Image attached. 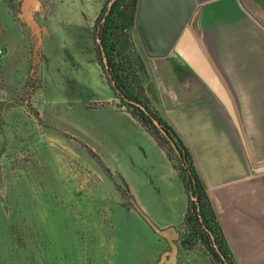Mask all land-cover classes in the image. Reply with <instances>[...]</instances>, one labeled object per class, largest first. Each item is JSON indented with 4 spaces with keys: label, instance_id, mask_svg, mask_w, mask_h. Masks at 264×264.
<instances>
[{
    "label": "rangeland",
    "instance_id": "rangeland-1",
    "mask_svg": "<svg viewBox=\"0 0 264 264\" xmlns=\"http://www.w3.org/2000/svg\"><path fill=\"white\" fill-rule=\"evenodd\" d=\"M254 1L264 11V0ZM108 2L41 0L42 61L32 73L35 32L21 1L0 0V264H157L170 245L122 179L158 226L171 220L183 233L185 189L170 190L164 177L149 184L162 159L121 113L98 59L96 20ZM132 33L148 82L149 55ZM177 264L218 262L180 239Z\"/></svg>",
    "mask_w": 264,
    "mask_h": 264
},
{
    "label": "crops",
    "instance_id": "crops-1",
    "mask_svg": "<svg viewBox=\"0 0 264 264\" xmlns=\"http://www.w3.org/2000/svg\"><path fill=\"white\" fill-rule=\"evenodd\" d=\"M197 1L199 14L191 27L232 97L241 131L210 89L173 57L149 56L146 93L190 148L236 263L264 264V11L254 0ZM120 111L149 144V155L162 159L151 167L149 184L164 177L170 190L177 185L184 190L156 140L124 108ZM137 149L147 155L143 146ZM119 163L123 173L122 157ZM128 186L138 203L134 184ZM183 197L187 203L186 192ZM184 215L185 209L179 226ZM171 225L167 220L161 227Z\"/></svg>",
    "mask_w": 264,
    "mask_h": 264
},
{
    "label": "trees",
    "instance_id": "trees-1",
    "mask_svg": "<svg viewBox=\"0 0 264 264\" xmlns=\"http://www.w3.org/2000/svg\"><path fill=\"white\" fill-rule=\"evenodd\" d=\"M108 1L96 20L98 59L107 72L116 97L121 101L119 105L124 106L156 140L184 186L187 208L182 222L183 247L193 249L202 245L218 264H237L190 148L174 125L156 109L146 93L147 69L132 33L139 0ZM34 50L35 64L32 73L42 61V45L37 34ZM184 66L198 77L189 66ZM155 120L160 122L166 134L158 128ZM122 180L129 190L126 181ZM130 198L132 199V195Z\"/></svg>",
    "mask_w": 264,
    "mask_h": 264
},
{
    "label": "water",
    "instance_id": "water-1",
    "mask_svg": "<svg viewBox=\"0 0 264 264\" xmlns=\"http://www.w3.org/2000/svg\"><path fill=\"white\" fill-rule=\"evenodd\" d=\"M19 1L21 15L26 18L42 42L43 28L35 16V12L42 7L41 0ZM197 8V0H139L135 25L147 54L155 58L170 56L177 65L189 66L219 99L241 131L232 97L191 27ZM155 123L166 134L160 122L155 120ZM132 203L151 228L170 245L157 264H177L182 231L175 225L161 228L141 209L134 198Z\"/></svg>",
    "mask_w": 264,
    "mask_h": 264
},
{
    "label": "built area",
    "instance_id": "built-area-1",
    "mask_svg": "<svg viewBox=\"0 0 264 264\" xmlns=\"http://www.w3.org/2000/svg\"><path fill=\"white\" fill-rule=\"evenodd\" d=\"M4 48L0 46V56L4 54Z\"/></svg>",
    "mask_w": 264,
    "mask_h": 264
},
{
    "label": "flooded vegetation",
    "instance_id": "flooded-vegetation-1",
    "mask_svg": "<svg viewBox=\"0 0 264 264\" xmlns=\"http://www.w3.org/2000/svg\"><path fill=\"white\" fill-rule=\"evenodd\" d=\"M134 28H135V29H137V28H136V25H135V27H134ZM142 42H143V41H142ZM143 45H144V43H143Z\"/></svg>",
    "mask_w": 264,
    "mask_h": 264
}]
</instances>
